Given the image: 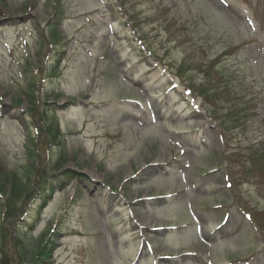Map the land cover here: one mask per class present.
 Here are the masks:
<instances>
[{"label": "rangeland", "instance_id": "1", "mask_svg": "<svg viewBox=\"0 0 264 264\" xmlns=\"http://www.w3.org/2000/svg\"><path fill=\"white\" fill-rule=\"evenodd\" d=\"M0 264H264V0H0Z\"/></svg>", "mask_w": 264, "mask_h": 264}]
</instances>
